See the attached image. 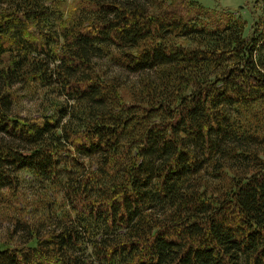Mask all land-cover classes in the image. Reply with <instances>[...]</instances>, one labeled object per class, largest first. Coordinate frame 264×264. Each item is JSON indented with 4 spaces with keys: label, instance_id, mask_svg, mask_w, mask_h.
<instances>
[{
    "label": "trees",
    "instance_id": "trees-1",
    "mask_svg": "<svg viewBox=\"0 0 264 264\" xmlns=\"http://www.w3.org/2000/svg\"><path fill=\"white\" fill-rule=\"evenodd\" d=\"M0 0V264H264V23L196 0ZM108 63L140 73L126 100ZM48 107L21 115L19 91ZM20 227V228H19Z\"/></svg>",
    "mask_w": 264,
    "mask_h": 264
},
{
    "label": "rangeland",
    "instance_id": "rangeland-1",
    "mask_svg": "<svg viewBox=\"0 0 264 264\" xmlns=\"http://www.w3.org/2000/svg\"><path fill=\"white\" fill-rule=\"evenodd\" d=\"M202 6L216 11H229L246 20L245 34H249L253 25L259 21L264 23V0H196ZM72 0H68V4ZM109 79L117 78L122 84V94L129 100L131 93L130 87L140 78V73H133L124 70L117 65L108 63L105 68ZM19 101L15 105L16 112L21 115H37L40 111L48 107V101L42 100L40 94L28 93L20 90ZM22 186L18 193L10 200H5L0 205V246L17 244L21 234L17 231V220L28 224L34 223L44 215L45 201L42 199V188L35 183L32 178L22 172ZM20 228V227H19Z\"/></svg>",
    "mask_w": 264,
    "mask_h": 264
}]
</instances>
